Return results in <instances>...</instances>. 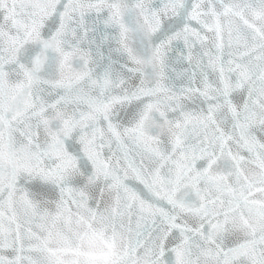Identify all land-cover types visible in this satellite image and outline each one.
<instances>
[{
  "label": "snow or ice",
  "instance_id": "1",
  "mask_svg": "<svg viewBox=\"0 0 264 264\" xmlns=\"http://www.w3.org/2000/svg\"><path fill=\"white\" fill-rule=\"evenodd\" d=\"M0 264H264V0H0Z\"/></svg>",
  "mask_w": 264,
  "mask_h": 264
}]
</instances>
